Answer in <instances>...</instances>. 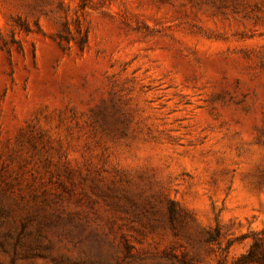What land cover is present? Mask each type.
I'll return each instance as SVG.
<instances>
[{
  "label": "rangeland",
  "instance_id": "1",
  "mask_svg": "<svg viewBox=\"0 0 264 264\" xmlns=\"http://www.w3.org/2000/svg\"><path fill=\"white\" fill-rule=\"evenodd\" d=\"M0 264H264V0H0Z\"/></svg>",
  "mask_w": 264,
  "mask_h": 264
},
{
  "label": "trees",
  "instance_id": "2",
  "mask_svg": "<svg viewBox=\"0 0 264 264\" xmlns=\"http://www.w3.org/2000/svg\"><path fill=\"white\" fill-rule=\"evenodd\" d=\"M248 255H249L250 257L254 256L253 251H252V250H249Z\"/></svg>",
  "mask_w": 264,
  "mask_h": 264
}]
</instances>
